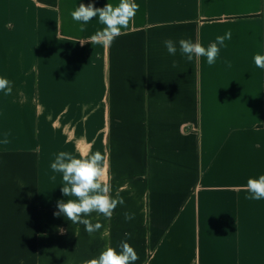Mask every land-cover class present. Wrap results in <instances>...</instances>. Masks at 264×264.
I'll list each match as a JSON object with an SVG mask.
<instances>
[{"label": "crops", "instance_id": "0c3cea01", "mask_svg": "<svg viewBox=\"0 0 264 264\" xmlns=\"http://www.w3.org/2000/svg\"><path fill=\"white\" fill-rule=\"evenodd\" d=\"M81 3L119 0H0V264H81L125 233L135 264H264V199L245 190L264 175V0H135L108 47L90 41L98 17L72 19ZM229 30L211 66L164 47ZM60 151L105 156L125 204L86 217L99 232L54 215L75 199L50 167Z\"/></svg>", "mask_w": 264, "mask_h": 264}, {"label": "clouds", "instance_id": "9594fccd", "mask_svg": "<svg viewBox=\"0 0 264 264\" xmlns=\"http://www.w3.org/2000/svg\"><path fill=\"white\" fill-rule=\"evenodd\" d=\"M139 7L135 0H119L118 5L107 3L102 8H97L92 3L87 5L81 3L71 12V17L74 21L81 22L80 31L85 30L84 25L90 20L98 17L99 23L104 27L92 35L90 41L108 47L122 34V29L128 28ZM231 38L232 33L229 30L223 36H217L216 41L207 47L199 42H193L191 39H180L178 42L166 39L164 47L169 55L175 56L178 51V43L179 52L187 61L191 62L194 57L197 59L206 57L207 64L211 66L215 64L221 47L225 46V40ZM84 42L80 41L81 44ZM253 59L256 67L264 69V55L258 53L254 55ZM226 63L228 67H231L229 62ZM178 65L179 62L173 60L172 66L175 68ZM0 91H3L6 96L12 93L11 83L8 79L0 77ZM9 135L8 132L4 133L3 144L7 145L10 142ZM50 167L53 172L62 174V194L65 197H75V199L57 201L58 210L54 212V215L64 216L72 224L83 225L85 232L89 235L99 232L103 225L99 221L93 223L86 217L95 212L110 220L117 206L125 204L119 191L115 198L111 195L106 159L100 151L81 158L75 157L70 152L60 151L55 155ZM50 179L55 181L56 176L53 175ZM245 190L249 193L246 199H264V175H260L258 178H249ZM123 215L126 221L135 218V213L129 211H125ZM106 234L107 230L102 233V235ZM125 237L130 239L131 233H125ZM127 239L120 242L119 251L110 244L106 245L97 257L84 260L81 264H135L139 256Z\"/></svg>", "mask_w": 264, "mask_h": 264}]
</instances>
